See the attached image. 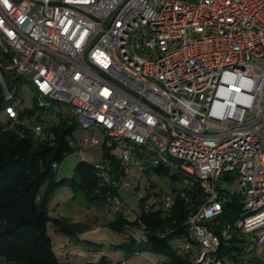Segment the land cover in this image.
<instances>
[{"label": "built area", "instance_id": "obj_1", "mask_svg": "<svg viewBox=\"0 0 264 264\" xmlns=\"http://www.w3.org/2000/svg\"><path fill=\"white\" fill-rule=\"evenodd\" d=\"M1 68L97 133L70 142L80 158L119 146L125 178L133 164L167 163L199 182L203 201L179 241L187 264H264V0H0V84L16 120ZM32 132L45 138L41 124ZM220 174L237 178L245 215L232 225L249 261L219 255L209 229ZM173 203L162 199L165 211ZM109 205L122 209L117 197Z\"/></svg>", "mask_w": 264, "mask_h": 264}, {"label": "trees", "instance_id": "obj_2", "mask_svg": "<svg viewBox=\"0 0 264 264\" xmlns=\"http://www.w3.org/2000/svg\"><path fill=\"white\" fill-rule=\"evenodd\" d=\"M3 80L12 95V104L17 98L20 86L25 83L36 98L35 90L27 76L10 73L1 68ZM11 99L4 95L0 84V256L6 264H124L125 258L136 253L150 251L162 256L159 264H187L192 251L180 248L179 241L188 232L187 219L202 203L203 191L199 182L184 175L170 164H151L143 169L158 174L170 175L173 180L184 177L188 185L181 189H171L174 203L165 211L162 199L148 201V196L140 194L137 198L134 216L131 220L124 217L125 204L114 213V219L107 223V228L124 239L112 244V248L123 253V258L113 261L108 255L98 256L101 243L90 238H79L90 254L97 255L95 260L76 263L70 259H61L53 248L48 225L66 235H73L79 230L78 224L70 223L64 216H51L48 202L51 194L59 187L81 192L90 203L110 204V200L119 196L121 182L125 178L124 165L112 149L101 151L102 161L88 163L83 158L74 164L72 173L61 176L58 166L74 153L70 145L74 132L79 128L74 118L57 103L44 100L41 105L34 102V108L21 109L18 105L17 119H11L5 107ZM34 124H41L45 138L37 139L32 132ZM139 153V148L135 147ZM146 157V153L139 154ZM146 155V156H145ZM226 176V175H225ZM132 191L138 193V185ZM221 210L209 221V229L219 239L218 254L234 260L237 255L248 251L243 249V238L232 225L235 219L245 215L242 209L240 192L229 193L218 186ZM122 202V200H121ZM140 229L144 240H136L127 227ZM226 235L221 236L222 229ZM128 234H127V233ZM248 255V254H246ZM250 260V256H247ZM256 264V262H254Z\"/></svg>", "mask_w": 264, "mask_h": 264}, {"label": "rangeland", "instance_id": "obj_3", "mask_svg": "<svg viewBox=\"0 0 264 264\" xmlns=\"http://www.w3.org/2000/svg\"><path fill=\"white\" fill-rule=\"evenodd\" d=\"M34 102L41 105V103H44V100L39 96L35 98L29 87L23 83L20 86L17 98L14 100V104L18 105L21 109H34L38 113L39 110L34 108ZM0 119L5 120V114L3 112L0 115ZM91 134L97 135L93 131L78 128L73 136L81 139ZM119 149L120 147L116 146L112 151L117 154ZM83 156L88 163H99L103 159L101 151L94 147L84 149ZM78 160L79 156L75 153L67 156L58 166L59 175H70L74 164ZM125 179L130 180L133 185H138V193L148 196L149 202H152L154 199L158 200V198L166 194L171 195L169 191L172 188L178 190L189 183V180L184 177L173 180L170 175L158 174L152 170L145 172L135 164L130 166V173ZM217 182L220 188L226 189L229 193L240 192L235 175L220 174L217 177ZM119 196L122 203L126 206H136L138 194L134 193L132 188L129 190L120 189ZM48 209L51 216H64L68 222L78 224L79 226L76 234L69 236L56 231L50 224L48 225V230L53 241V248L59 258L70 259L76 263L97 259V256L93 257L92 255L94 254L87 252L84 244L78 240L79 238H90L101 243V248L96 253L98 256L105 254L113 261H118L123 258V253L113 249L112 244L123 240L124 235L114 233L106 227L107 223L114 219L115 216L112 206L101 202L90 203L86 200L83 193H74L66 187H59L51 194ZM132 216L133 214L124 212V217L129 219ZM178 242V238L171 241L173 245ZM263 249L264 246L261 245L258 248V252H261ZM160 260H162V256H158L150 251H143L125 258L124 264H159ZM0 264H6L4 258L1 256Z\"/></svg>", "mask_w": 264, "mask_h": 264}, {"label": "crops", "instance_id": "obj_4", "mask_svg": "<svg viewBox=\"0 0 264 264\" xmlns=\"http://www.w3.org/2000/svg\"><path fill=\"white\" fill-rule=\"evenodd\" d=\"M95 255V254H94ZM95 256H97V255H95Z\"/></svg>", "mask_w": 264, "mask_h": 264}]
</instances>
